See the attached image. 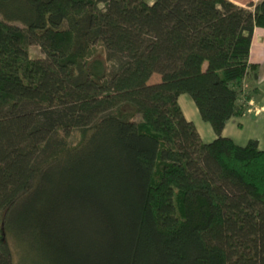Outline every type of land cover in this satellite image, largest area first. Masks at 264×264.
<instances>
[{"label":"trees","instance_id":"16d2710c","mask_svg":"<svg viewBox=\"0 0 264 264\" xmlns=\"http://www.w3.org/2000/svg\"><path fill=\"white\" fill-rule=\"evenodd\" d=\"M257 26L264 0H0V264L9 234L36 264H264V149L222 135Z\"/></svg>","mask_w":264,"mask_h":264},{"label":"crops","instance_id":"0c3cea01","mask_svg":"<svg viewBox=\"0 0 264 264\" xmlns=\"http://www.w3.org/2000/svg\"><path fill=\"white\" fill-rule=\"evenodd\" d=\"M237 5L245 6L249 2L253 5L256 4L255 0H231ZM261 1V0H258ZM249 61L256 63L257 65V79L251 80L248 79L244 83V93H249L251 96L247 100V110L241 116L231 117L225 124V127L222 130V135L232 138L235 142L237 137H241V129L244 124L243 122H253L259 123L264 122V27L257 26L254 28L253 36L250 45L249 52ZM178 102L181 106V109L188 121H192L195 125L197 132L201 139L205 140L207 137L210 140L215 138L214 132L206 126H200L197 122L198 117L190 102H186L189 110L191 111V118L187 115L186 106H183L180 102V96L178 97ZM259 115V117H258ZM199 116V115H198ZM258 117V118H257ZM200 118V117H199ZM201 119V118H200ZM256 139V138H254ZM209 140V141H210ZM257 140V139H256ZM258 146L260 147V141L257 140ZM239 144V143H238Z\"/></svg>","mask_w":264,"mask_h":264},{"label":"rangeland","instance_id":"374dc122","mask_svg":"<svg viewBox=\"0 0 264 264\" xmlns=\"http://www.w3.org/2000/svg\"><path fill=\"white\" fill-rule=\"evenodd\" d=\"M255 2L258 3L260 1L255 0ZM248 4H246L245 6H247ZM250 8L252 9V7H250ZM30 55L32 57H43L44 56L43 53L41 52L39 46L35 45V44L30 46ZM159 80H160V75L157 73H153L151 75V77L149 78L148 83H150V84L156 83ZM184 100H187L188 102H190L191 106L193 107V109L196 113H198L197 108H196L193 100L187 94H181L180 95V102L182 103L183 106H186L185 108L187 110V115L189 118H191V111L188 108L190 106H187L186 102L185 103L183 102ZM198 115L199 114H197V117H198L197 122L200 124V126H206V127H209V129H211L210 125L207 122L201 120ZM258 117H259V115H258ZM190 122H192V121H190ZM243 124L244 125L242 127H239V129H241V132H240L241 137H237V139H235L236 143L245 144L249 139L256 138L257 140L260 141V147L259 148L264 149V122L253 123V122L249 121V122H243ZM209 140H210V138H208V137L205 140L200 138V141L204 142V143L209 142ZM9 236H10L9 237L10 244L12 245L13 250H14L15 263L16 264H36V259H35V256L33 255V253L31 251H29L27 248H25L23 245H19L18 243H16L14 237H12L10 234H9Z\"/></svg>","mask_w":264,"mask_h":264}]
</instances>
